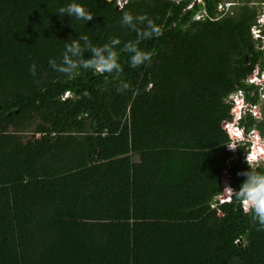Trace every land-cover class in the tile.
<instances>
[{"label":"trees","instance_id":"16d2710c","mask_svg":"<svg viewBox=\"0 0 264 264\" xmlns=\"http://www.w3.org/2000/svg\"><path fill=\"white\" fill-rule=\"evenodd\" d=\"M194 1L121 3L162 32L133 68L116 0H74L89 22L56 14L73 0H0V264H264V231L223 192L246 180L252 141L264 147L260 11ZM79 35L120 39L122 72H56Z\"/></svg>","mask_w":264,"mask_h":264},{"label":"clouds","instance_id":"9594fccd","mask_svg":"<svg viewBox=\"0 0 264 264\" xmlns=\"http://www.w3.org/2000/svg\"><path fill=\"white\" fill-rule=\"evenodd\" d=\"M107 3H112V0H107ZM122 11L120 24L129 28L137 34L135 41H128L123 45V51L129 54V64L133 68L150 64L152 54L141 50L138 45L140 41L151 38H158L162 35L161 29L146 15L136 14L129 11H124V6L119 5ZM56 14L63 17L64 14L75 20H83L89 22L94 15L85 9L81 4L74 2L68 3L66 6L60 7ZM253 30V29H252ZM261 35V34H260ZM83 41V43H81ZM121 44L120 39L112 38L108 43L102 46H95L89 40L87 35H79L77 39L71 40L65 44L64 51L59 63L52 59L50 66L58 73L68 77L79 74L80 70L92 71L96 74H112L119 75L122 72L120 63L118 62L116 47ZM85 53H88V58H85ZM36 66L33 64L30 71L33 75L36 74ZM254 77L259 78L257 75ZM257 82V81H256ZM258 84V83H257ZM129 84L121 83L117 91H126L129 89ZM85 95H88L85 92ZM264 97V95H263ZM231 98L241 100V105L244 103L245 96L240 92L232 93ZM244 109V110H243ZM240 109L237 121L247 115L245 109ZM239 139L248 142L245 127L239 129ZM232 143L226 144L228 149L235 151L238 147V141L233 137ZM258 141H252L251 146H248L246 163L249 166V171L240 172L238 175L246 177V180L240 185L239 189L225 186L224 191L229 197H233L242 206L245 214L251 217L254 224L258 225L257 231H264V173L253 171L254 163L259 159H264V147L258 146Z\"/></svg>","mask_w":264,"mask_h":264},{"label":"rangeland","instance_id":"374dc122","mask_svg":"<svg viewBox=\"0 0 264 264\" xmlns=\"http://www.w3.org/2000/svg\"><path fill=\"white\" fill-rule=\"evenodd\" d=\"M112 1H114V0H112ZM117 1V3H118V5H121V3L122 2H124L125 0H116ZM127 1V0H126ZM203 0H195L194 2H202ZM230 1V0H229ZM234 3H241V2H244L245 0H232ZM248 2L249 3H251L252 5H255L257 8H258V10L260 11V12H262L263 10H264V6L263 5H261V2L264 4V1L263 0H248ZM234 3H231V4H234ZM192 6V4L191 5H189L188 7L190 8ZM229 6V4H223L221 7H228ZM228 9L229 10H231V7L229 6L228 7ZM227 12H229V11H227ZM226 12V13H227ZM202 15V14H201ZM201 15H199L198 16V18H200L201 17ZM259 17V16H258ZM260 31L258 30V29H253L252 30V34H253V36L255 37V38H260L261 37V35H260ZM264 40V39H263ZM263 47H264V43H263ZM255 75H257L256 73H255ZM258 76V75H257ZM259 78H257V77H254L253 79H251L252 81H257V83H258V85L261 87V89H264V77H263V75L260 77V76H258ZM262 102L260 103V105L257 107V110H258V113H259V116L261 117V118H264V97H262ZM246 109V108H245ZM246 111V110H245ZM238 118V117H237ZM240 120V119H239ZM257 141H258V143L259 144H261V139H257ZM135 158L134 159H138V157L137 156H134Z\"/></svg>","mask_w":264,"mask_h":264},{"label":"bare ground","instance_id":"6f19581e","mask_svg":"<svg viewBox=\"0 0 264 264\" xmlns=\"http://www.w3.org/2000/svg\"><path fill=\"white\" fill-rule=\"evenodd\" d=\"M231 3H234L232 0H221V4L219 6V10L221 11H229L228 7H232L234 4H231ZM223 4H229L228 7H221ZM261 5L264 6V4L261 2ZM251 29H258L261 33L262 36H264V32H263V29H264V10L262 12H260L259 14V17H257V22L255 24L252 25ZM258 76H262L264 77V68L262 70H258L257 72H255ZM236 94H238L239 92H234ZM69 92L66 93L65 96H69Z\"/></svg>","mask_w":264,"mask_h":264},{"label":"snow or ice","instance_id":"6c2138e0","mask_svg":"<svg viewBox=\"0 0 264 264\" xmlns=\"http://www.w3.org/2000/svg\"><path fill=\"white\" fill-rule=\"evenodd\" d=\"M238 134V133H237Z\"/></svg>","mask_w":264,"mask_h":264}]
</instances>
